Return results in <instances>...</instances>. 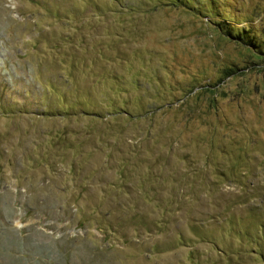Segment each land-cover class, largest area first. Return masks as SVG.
I'll return each instance as SVG.
<instances>
[{
    "label": "rangeland",
    "instance_id": "rangeland-1",
    "mask_svg": "<svg viewBox=\"0 0 264 264\" xmlns=\"http://www.w3.org/2000/svg\"><path fill=\"white\" fill-rule=\"evenodd\" d=\"M196 1L0 0V264H264V0Z\"/></svg>",
    "mask_w": 264,
    "mask_h": 264
},
{
    "label": "trees",
    "instance_id": "trees-1",
    "mask_svg": "<svg viewBox=\"0 0 264 264\" xmlns=\"http://www.w3.org/2000/svg\"><path fill=\"white\" fill-rule=\"evenodd\" d=\"M196 0H172V2H171V4L173 5V6H177V7H180V6H188V7H190V8H199L198 10L200 11V12H204V9L203 8H201V6H199L198 4H196ZM212 8H213V6H212ZM213 14H216V12L215 11H213L212 13H210V14H208L210 17H212L213 16ZM215 18H217V16L215 17ZM216 22L218 23V24H222L223 22H221V21H217L216 20ZM230 36H232L233 34L231 33V31L230 30H227L226 31ZM150 112H152L151 110H150ZM154 112V111H153ZM152 112V113H153ZM85 113H88L87 112V110H85ZM94 113H97V112H94ZM148 113L149 112H145V114L148 116ZM154 114V113H153Z\"/></svg>",
    "mask_w": 264,
    "mask_h": 264
}]
</instances>
